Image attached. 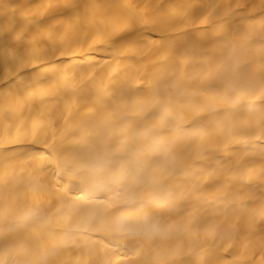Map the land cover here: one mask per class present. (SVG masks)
I'll return each mask as SVG.
<instances>
[{
	"label": "bare ground",
	"instance_id": "6f19581e",
	"mask_svg": "<svg viewBox=\"0 0 264 264\" xmlns=\"http://www.w3.org/2000/svg\"><path fill=\"white\" fill-rule=\"evenodd\" d=\"M5 41L0 264H264V0H0Z\"/></svg>",
	"mask_w": 264,
	"mask_h": 264
},
{
	"label": "snow or ice",
	"instance_id": "6c2138e0",
	"mask_svg": "<svg viewBox=\"0 0 264 264\" xmlns=\"http://www.w3.org/2000/svg\"><path fill=\"white\" fill-rule=\"evenodd\" d=\"M0 47H2L3 51L2 53H0V61H4L6 59H14L15 57H10L9 55V51H8V48H9V44L7 41H5V43L3 45H0Z\"/></svg>",
	"mask_w": 264,
	"mask_h": 264
}]
</instances>
